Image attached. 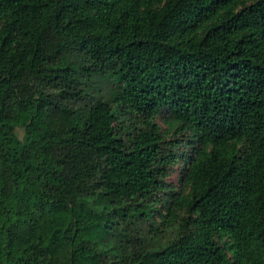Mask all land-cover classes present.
I'll return each mask as SVG.
<instances>
[{
    "label": "trees",
    "instance_id": "1",
    "mask_svg": "<svg viewBox=\"0 0 264 264\" xmlns=\"http://www.w3.org/2000/svg\"><path fill=\"white\" fill-rule=\"evenodd\" d=\"M0 264H264V0H0Z\"/></svg>",
    "mask_w": 264,
    "mask_h": 264
},
{
    "label": "rangeland",
    "instance_id": "2",
    "mask_svg": "<svg viewBox=\"0 0 264 264\" xmlns=\"http://www.w3.org/2000/svg\"><path fill=\"white\" fill-rule=\"evenodd\" d=\"M20 132H21V131H20ZM21 133L23 134V132H21ZM171 180L177 182L176 175H173V176L171 177Z\"/></svg>",
    "mask_w": 264,
    "mask_h": 264
}]
</instances>
